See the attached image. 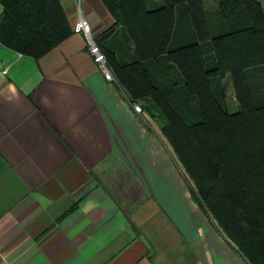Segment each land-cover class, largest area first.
I'll return each mask as SVG.
<instances>
[{
  "label": "crops",
  "instance_id": "crops-1",
  "mask_svg": "<svg viewBox=\"0 0 264 264\" xmlns=\"http://www.w3.org/2000/svg\"><path fill=\"white\" fill-rule=\"evenodd\" d=\"M59 2L73 34L57 48L0 42V264H249L194 198L159 110L136 112L75 33L80 16L98 44L116 26L104 0Z\"/></svg>",
  "mask_w": 264,
  "mask_h": 264
},
{
  "label": "trees",
  "instance_id": "trees-1",
  "mask_svg": "<svg viewBox=\"0 0 264 264\" xmlns=\"http://www.w3.org/2000/svg\"><path fill=\"white\" fill-rule=\"evenodd\" d=\"M0 2V42L23 55L40 59L73 34L59 0ZM104 3L116 20L99 39L108 68L132 103L159 110L194 198L227 241L264 264L262 4L220 0L217 26L204 0ZM228 76L240 104L233 114Z\"/></svg>",
  "mask_w": 264,
  "mask_h": 264
},
{
  "label": "built area",
  "instance_id": "built-area-1",
  "mask_svg": "<svg viewBox=\"0 0 264 264\" xmlns=\"http://www.w3.org/2000/svg\"><path fill=\"white\" fill-rule=\"evenodd\" d=\"M74 31L75 33L83 34L87 38L90 54L93 56L94 61L99 65L100 69L104 72L106 79L109 81H115L112 72L107 66L106 56L102 52L101 46L97 44L93 38V27L91 23L84 16H80L74 27ZM133 107L136 112H142V108L138 104H133Z\"/></svg>",
  "mask_w": 264,
  "mask_h": 264
},
{
  "label": "rangeland",
  "instance_id": "rangeland-1",
  "mask_svg": "<svg viewBox=\"0 0 264 264\" xmlns=\"http://www.w3.org/2000/svg\"><path fill=\"white\" fill-rule=\"evenodd\" d=\"M156 1L157 0L153 1V3L156 4ZM257 1H259L262 4L263 9H264V0H257ZM159 2L163 3V0H159ZM219 2H220V0H204L206 9L210 11V14H211L210 18L214 22V24L217 25V26L222 21L218 16H216V13H215L217 11V9H218ZM148 6H149V8H151L150 4ZM102 52H103V50H102ZM106 63H107V59H106ZM113 76L115 78L114 74H113ZM226 104H227V109H228L229 113H231V114L237 113L240 110V104H239V101H238V98H237V95H236V92H235L234 85L231 82V77L230 76H228L227 81H226ZM138 105L142 109H144V108L146 110L148 109L147 111H149V112H155L156 111V109L153 108L150 105L149 102L148 103L140 102Z\"/></svg>",
  "mask_w": 264,
  "mask_h": 264
}]
</instances>
